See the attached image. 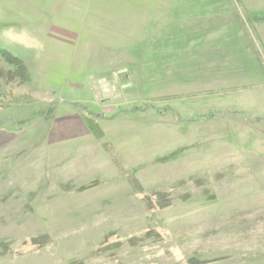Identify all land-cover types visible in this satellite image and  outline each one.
<instances>
[{"label":"rangeland","instance_id":"374dc122","mask_svg":"<svg viewBox=\"0 0 264 264\" xmlns=\"http://www.w3.org/2000/svg\"><path fill=\"white\" fill-rule=\"evenodd\" d=\"M0 47V264H264V0H0Z\"/></svg>","mask_w":264,"mask_h":264},{"label":"trees","instance_id":"16d2710c","mask_svg":"<svg viewBox=\"0 0 264 264\" xmlns=\"http://www.w3.org/2000/svg\"><path fill=\"white\" fill-rule=\"evenodd\" d=\"M0 60L11 68L5 73H0V76L4 74V76H6V80L12 81L17 79L21 83H25L30 80L29 72L22 59L18 56L0 47Z\"/></svg>","mask_w":264,"mask_h":264},{"label":"crops","instance_id":"0c3cea01","mask_svg":"<svg viewBox=\"0 0 264 264\" xmlns=\"http://www.w3.org/2000/svg\"><path fill=\"white\" fill-rule=\"evenodd\" d=\"M71 115L66 116L63 120L67 119V122L70 123L71 119ZM3 119H6L5 117H2ZM2 119L0 118V151L5 150L8 147V144H10V142L13 141V133H15L16 131H14L13 129H8V127L6 126V124H1ZM68 123V124H69ZM80 123V122H79ZM84 124V123H83ZM70 126H68L67 128L65 127L64 129H58V130H70L69 128ZM54 133V132H53Z\"/></svg>","mask_w":264,"mask_h":264}]
</instances>
